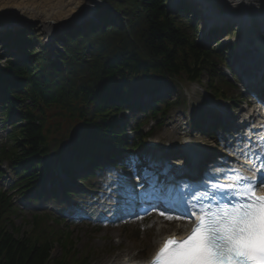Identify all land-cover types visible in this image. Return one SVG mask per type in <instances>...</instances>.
<instances>
[{"label": "trees", "instance_id": "obj_1", "mask_svg": "<svg viewBox=\"0 0 264 264\" xmlns=\"http://www.w3.org/2000/svg\"><path fill=\"white\" fill-rule=\"evenodd\" d=\"M107 1L111 9L96 10L99 23L75 26L56 37L63 50L55 49L54 56L43 44L42 51L34 49L33 34L6 36L8 49L25 56L0 61V120L11 124L0 142V164L6 163L16 177L8 190L0 187V264H86L75 238L56 221L48 224L36 213L28 229L15 225L18 208L8 194L37 188L48 169L43 156L63 133L77 134V155L104 153L113 159L108 148L127 146L115 119L130 104L138 107L130 101L133 87L167 78L173 83L170 94L179 87L177 79L201 83L205 77L210 95L228 99L214 61H222L226 49L220 43L204 48L196 40L198 24H183L168 11L167 0ZM180 103L179 97L161 101L162 106L151 108V119L161 125ZM13 112L17 117L12 119ZM137 135L133 148L148 136ZM55 247L58 256L52 254Z\"/></svg>", "mask_w": 264, "mask_h": 264}, {"label": "rangeland", "instance_id": "obj_2", "mask_svg": "<svg viewBox=\"0 0 264 264\" xmlns=\"http://www.w3.org/2000/svg\"><path fill=\"white\" fill-rule=\"evenodd\" d=\"M193 6L196 14V19H200L201 22L207 18L206 12L204 10V5L202 2L194 0ZM217 2V10L219 13H222L220 16H223L225 13V7L219 5ZM106 8L111 9L109 2L107 0H100V2L93 7V12L88 18L84 19V24L87 21L91 20L98 8ZM49 13L48 11H46ZM60 13V12H59ZM61 16L66 18V15ZM30 15L28 14H20L17 23L14 25L11 22H8L6 26L3 24L0 25V61L3 62L6 58H12L15 60H19L25 56V53H18L15 50L8 49L6 36L7 35H16L22 34L24 36L33 34L35 36V42L33 44L34 49L37 52L42 51V44L48 49L51 48V45L54 44L56 37L65 31L66 29L80 26L79 24L67 23L63 26L55 27L53 33L51 34V38L48 40L46 34L43 31L42 25L40 23L33 22L29 20ZM20 20V21H19ZM27 20V21H25ZM184 21V19H182ZM234 19L230 20L232 22ZM238 21V20H234ZM191 22V20H190ZM241 23V22H240ZM49 24V23H48ZM81 24V25H84ZM241 30L237 31V26L233 28V31L228 37L220 38L224 42H233V47L229 52L228 62H231L234 65H242V69L245 70V74L248 72H252V69L258 66V63L253 64L254 61V48H253V36L261 35L264 37L257 26L254 20H246L242 22ZM203 27L202 24L199 25ZM57 50H63L61 43H56L55 45ZM49 50V49H48ZM53 49V53H54ZM52 53V55H54ZM50 54V50H49ZM249 62V65H247ZM247 66V68H246ZM241 67V66H239ZM223 71L224 79L229 82L225 86L226 93L234 98H236V102L234 104L229 105L228 102H220L213 101L210 99L204 90L195 83H186L182 80L177 79V83L180 89L176 88V93H172L170 98L174 99L177 95H179L180 99L185 101V104L181 106H174L169 111L168 117H166L164 123L160 126H153L150 131V138L147 140L146 146H143L139 150V156L141 158L138 159L139 163H143L139 168H142L148 162H152L151 155L148 152V145L150 143L157 144L158 146L168 145L171 146V151L168 152L169 156L175 155L177 152L182 150V146L184 142L187 141H196L203 142L205 145L211 147L213 152H222L224 150L221 146V140H218V137L210 138L204 134H201L194 127L195 125L202 126L204 123V118L210 113H218V110H222L223 113L227 114L230 118H237V113L247 111L246 102L239 103V100L243 98L240 97V82L236 78H230L227 71L218 64L217 69ZM168 82H171L168 80ZM165 90V89H164ZM138 92V91H135ZM164 93V91H162ZM165 94V93H164ZM242 94V93H241ZM208 98V99H207ZM241 98V99H240ZM216 107L217 110L214 108ZM224 108V109H223ZM228 108L231 110L228 111ZM245 109V110H242ZM245 111V112H246ZM125 117L123 119V123L127 120L126 129L135 125L137 121H140L139 117L142 116L138 114L136 110L125 113ZM206 115V116H205ZM241 116V115H240ZM151 121L146 122L141 130L147 132L150 130L152 126ZM121 125V124H120ZM9 129V126L2 127L0 122V139H2L5 135L6 130ZM222 130L219 129V136H221ZM128 137H131V134L128 133ZM78 136L75 133H63L60 142L57 144L59 146L56 156L55 151H51L48 157L45 158L47 165L49 167L48 175L46 176L45 182L43 185L52 181L54 179V175L56 174V178L54 180L60 179L59 172L63 169L72 168L73 160H75L76 155L74 153L73 145L77 142ZM218 140V141H217ZM213 142L216 143L217 146H212ZM54 143V142H53ZM160 150V147H158ZM129 152V150H128ZM169 158L172 162L171 164L178 163V158L173 159ZM131 161V158L126 159V162ZM125 162V161H124ZM128 167L127 170L130 171L134 166L132 164H126ZM3 170L5 171V175L0 178V184L3 187L8 186L12 182L13 175L6 168L5 165H2ZM119 174H123L118 168L110 169L109 171L102 169L97 170L96 174L89 178L88 180H82L80 177H77L78 180L77 185L79 187H87V184L93 185V190H99V193L91 192L83 195L70 196L68 201L58 202L56 199L51 198L49 196H40L35 200L24 199L19 196H15V202L19 207V211L17 216L14 218V224L20 226V229H28L30 217L32 216V212H45L50 218H56L57 216L64 215L67 210V207L79 206L82 203H86L89 201L90 196H94L95 198H99L101 196L102 185L101 182L105 179L117 180ZM111 176V178L108 177ZM113 175H116L117 178H113ZM90 194V195H89ZM34 198V197H33ZM87 199V201H86ZM92 201V200H90ZM102 201V200H101ZM100 201V202H101ZM99 204H95L94 208H97ZM68 213V212H66ZM60 214V215H59ZM48 218L47 216H45ZM163 220L166 221L164 216ZM50 218H48V224H51ZM160 218V217H159ZM154 216H149L146 219H131L125 220L121 222H117L114 224L107 223H92L90 219H80L75 221H68V218H63L60 222L59 228H63V230H68L73 238L76 240V251L80 253L86 260V264H118L121 259L124 258L125 255H134V260L144 261L146 260L150 254L152 253L155 244L154 241L157 239L155 233L157 231V220L159 219ZM149 219V220H147ZM68 222V228L65 229L63 224ZM148 222V223H147ZM167 222V221H166ZM182 223V221H179ZM59 225V224H58ZM180 223L171 222L170 225L161 224L160 226L164 227L165 233H171L173 229H177L180 227ZM59 248L55 247L53 251V256L59 255Z\"/></svg>", "mask_w": 264, "mask_h": 264}, {"label": "snow or ice", "instance_id": "obj_3", "mask_svg": "<svg viewBox=\"0 0 264 264\" xmlns=\"http://www.w3.org/2000/svg\"><path fill=\"white\" fill-rule=\"evenodd\" d=\"M232 171L230 182L209 185L218 189L209 194L215 203L197 201L199 206L182 209V216L163 203L152 206L163 208L159 215L168 220L194 223L186 237L166 238L150 264H264V195L257 193L264 185V166L252 175Z\"/></svg>", "mask_w": 264, "mask_h": 264}, {"label": "bare ground", "instance_id": "obj_4", "mask_svg": "<svg viewBox=\"0 0 264 264\" xmlns=\"http://www.w3.org/2000/svg\"><path fill=\"white\" fill-rule=\"evenodd\" d=\"M188 1L189 0H186L185 2ZM99 2L100 0H0V25L3 24L6 26L8 22H11V24L14 25V23H17L20 14H28L30 15V18H32L29 22L37 21V23H40L49 40L55 27L63 26L67 23L78 24L80 22H84V19L88 18V16L92 14L93 7ZM200 2L203 3L206 15L207 17L210 16V20H214L213 17H217L221 22L226 20V18H232L240 22L245 21V23L246 20H254L264 25V0H200ZM217 2L221 4H219L220 6L226 8L223 16H220L222 13H219V10H217ZM63 13V16L66 15V18L61 16ZM252 39L264 41V37L261 35H254ZM254 52L258 53V50L255 47ZM262 58H264V56H262ZM251 116H249V119ZM230 146L234 148V151L242 152V154L248 153L249 151L247 143L233 141L230 143ZM185 151V156H189L192 159L197 156H204L207 153L206 146L202 142L186 143ZM180 159L183 160L184 157H181ZM77 177L78 174L71 173L66 177L61 176L60 178H66L64 182L72 184L75 182ZM103 198L109 199L111 198V195H106V192H103L101 197L97 198V200L99 201ZM126 201L127 200H124V202ZM88 207L92 206L89 205ZM185 222H187V219H185ZM189 227L190 223L185 229H183V227L177 228L180 232L177 233L178 236L181 237ZM155 236L157 239L153 244L158 246L162 243L164 237L166 236L165 230L157 227ZM146 261L147 260L143 262ZM118 264H136V261H134V255H125Z\"/></svg>", "mask_w": 264, "mask_h": 264}, {"label": "water", "instance_id": "obj_5", "mask_svg": "<svg viewBox=\"0 0 264 264\" xmlns=\"http://www.w3.org/2000/svg\"><path fill=\"white\" fill-rule=\"evenodd\" d=\"M84 22L78 23L79 25L83 24ZM255 45L264 53V43L256 40Z\"/></svg>", "mask_w": 264, "mask_h": 264}]
</instances>
